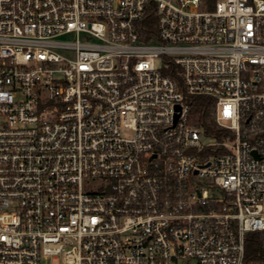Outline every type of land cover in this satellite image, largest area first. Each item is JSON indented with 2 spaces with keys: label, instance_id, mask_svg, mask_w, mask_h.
I'll list each match as a JSON object with an SVG mask.
<instances>
[{
  "label": "built area",
  "instance_id": "built-area-1",
  "mask_svg": "<svg viewBox=\"0 0 264 264\" xmlns=\"http://www.w3.org/2000/svg\"><path fill=\"white\" fill-rule=\"evenodd\" d=\"M255 231L264 0H0V264H245Z\"/></svg>",
  "mask_w": 264,
  "mask_h": 264
},
{
  "label": "trees",
  "instance_id": "trees-1",
  "mask_svg": "<svg viewBox=\"0 0 264 264\" xmlns=\"http://www.w3.org/2000/svg\"><path fill=\"white\" fill-rule=\"evenodd\" d=\"M155 16L152 9L146 13L142 34L145 39L151 37L148 30L154 31ZM191 122L202 129L207 137L220 140L226 131L219 129L213 120L214 103L204 97H193L191 102ZM264 232H247L244 236L245 264H264Z\"/></svg>",
  "mask_w": 264,
  "mask_h": 264
},
{
  "label": "rangeland",
  "instance_id": "rangeland-1",
  "mask_svg": "<svg viewBox=\"0 0 264 264\" xmlns=\"http://www.w3.org/2000/svg\"><path fill=\"white\" fill-rule=\"evenodd\" d=\"M158 65V62H156ZM202 182L207 183L210 180L208 178H201L200 179ZM50 261L45 262L44 264H48ZM174 264H196L193 260H186V259H182V260H177Z\"/></svg>",
  "mask_w": 264,
  "mask_h": 264
}]
</instances>
